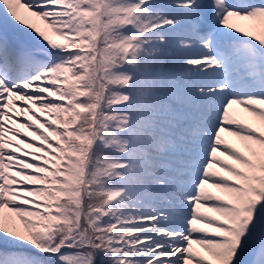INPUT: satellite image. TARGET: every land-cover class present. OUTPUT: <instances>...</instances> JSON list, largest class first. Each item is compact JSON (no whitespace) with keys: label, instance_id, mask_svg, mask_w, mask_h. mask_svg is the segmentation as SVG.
Wrapping results in <instances>:
<instances>
[{"label":"snow or ice","instance_id":"1","mask_svg":"<svg viewBox=\"0 0 264 264\" xmlns=\"http://www.w3.org/2000/svg\"><path fill=\"white\" fill-rule=\"evenodd\" d=\"M0 264H264V0H0Z\"/></svg>","mask_w":264,"mask_h":264},{"label":"rangeland","instance_id":"2","mask_svg":"<svg viewBox=\"0 0 264 264\" xmlns=\"http://www.w3.org/2000/svg\"><path fill=\"white\" fill-rule=\"evenodd\" d=\"M23 8L22 11H20V15L23 19L27 20L29 23H34L37 27H44L43 21H40L37 18H34L31 16L30 12L28 9H26L25 7L21 6ZM225 138L228 140H233L234 138L229 137L225 134Z\"/></svg>","mask_w":264,"mask_h":264},{"label":"bare ground","instance_id":"3","mask_svg":"<svg viewBox=\"0 0 264 264\" xmlns=\"http://www.w3.org/2000/svg\"><path fill=\"white\" fill-rule=\"evenodd\" d=\"M22 10H23V8H22V7H20V8H19V13H20V11H22Z\"/></svg>","mask_w":264,"mask_h":264}]
</instances>
